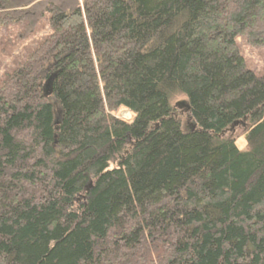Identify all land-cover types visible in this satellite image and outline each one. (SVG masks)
<instances>
[{
  "label": "trees",
  "instance_id": "1",
  "mask_svg": "<svg viewBox=\"0 0 264 264\" xmlns=\"http://www.w3.org/2000/svg\"><path fill=\"white\" fill-rule=\"evenodd\" d=\"M0 30L25 46L0 264H264V72L238 42L264 48V0H0Z\"/></svg>",
  "mask_w": 264,
  "mask_h": 264
},
{
  "label": "rangeland",
  "instance_id": "2",
  "mask_svg": "<svg viewBox=\"0 0 264 264\" xmlns=\"http://www.w3.org/2000/svg\"><path fill=\"white\" fill-rule=\"evenodd\" d=\"M15 33V32H14ZM12 38V37H11ZM10 36L6 35V32L0 30V78L3 77L2 75L8 68L13 64L12 61L14 60L12 56H10V53L16 52L19 50V48L23 49L24 45H18L15 47V49H11L7 45V41H9ZM11 40V39H10ZM239 46H240V53L243 55L245 64L247 67H249L252 71H254L257 74H260L261 72H264V48L259 47L255 48L249 45L248 43L243 42L242 40H239ZM180 101H183L182 98L179 100H175L172 103L173 107L182 108L181 106L178 107V103ZM181 110V109H180ZM182 111V110H181ZM178 113L180 111L178 110ZM118 117L122 120L130 121L132 117L130 116L129 112L122 111L118 114ZM183 125L185 128H189V125H192L190 121H187L185 117L183 118ZM245 133H246V127L239 126L237 130L229 131L227 135L234 138V142L236 147L239 148V150L246 151L247 150V143L245 140Z\"/></svg>",
  "mask_w": 264,
  "mask_h": 264
},
{
  "label": "water",
  "instance_id": "3",
  "mask_svg": "<svg viewBox=\"0 0 264 264\" xmlns=\"http://www.w3.org/2000/svg\"><path fill=\"white\" fill-rule=\"evenodd\" d=\"M54 76H51L45 83L43 84V96L46 98H49L52 95V82H53ZM237 126V124H235ZM91 182L87 184L85 187L87 191H89L91 188Z\"/></svg>",
  "mask_w": 264,
  "mask_h": 264
}]
</instances>
